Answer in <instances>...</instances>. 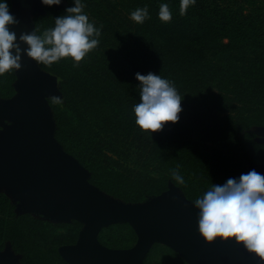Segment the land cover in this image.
Here are the masks:
<instances>
[{
  "label": "rangeland",
  "instance_id": "1",
  "mask_svg": "<svg viewBox=\"0 0 264 264\" xmlns=\"http://www.w3.org/2000/svg\"><path fill=\"white\" fill-rule=\"evenodd\" d=\"M83 2L89 20L100 28V36L98 46L78 62V67L87 77L96 78L98 84L103 85L94 75L96 72L93 68H101L100 74L108 79H112L119 70L125 72V69H130L125 59L129 53L128 37L132 29L140 25L131 19L130 13L142 7V0ZM8 3L11 9L13 0H8ZM69 6L70 0H61L59 5L50 7L42 5V10L33 15L35 32L40 34L53 27L55 17L63 15ZM254 51L264 58L261 47ZM116 61L117 67L114 66ZM36 63L56 76L55 67L62 66L66 77L72 76L69 68L73 61L70 57L51 65ZM9 76V72L0 74V87L8 83ZM11 78L12 93L0 97H10L16 93L14 71ZM66 84L67 95L71 99H64L62 94V103L58 104L54 102L56 96L48 98L55 123L54 135L62 148L88 170L89 181L113 198L142 203L174 184L184 196L194 201L213 183L222 184L230 177H238L250 171L252 165H264V142L257 131L264 126V120L260 125H230L228 110L233 109L232 104H227L230 103L225 98L228 95L219 91L206 89L198 98L190 94L181 95L179 120L175 123L165 122L161 130L151 133L141 130L135 120L126 115L134 126L128 128L129 134H125L114 130L119 124L101 121L107 116L103 106L95 103L94 96L83 94L72 81ZM58 87L61 89L60 78ZM139 93L140 88L135 87L130 95L133 98L128 110L132 111V118L133 106L139 102ZM194 99L197 100L192 102ZM55 109L61 110L66 118L59 129L54 117ZM250 115L251 112L246 116L247 123L253 120ZM206 116L214 117L212 129L215 132H210ZM228 126L234 127L229 138ZM177 166L185 178L184 184H178L170 176V170ZM0 222L4 226L0 252H12L16 256V264H66L60 258L58 246L75 242L82 227L76 220L56 221L20 211L15 196L5 188H0ZM135 239L133 229L126 223L111 224L99 233L100 242L114 248L129 247ZM144 264L187 263L171 248L155 243L146 255Z\"/></svg>",
  "mask_w": 264,
  "mask_h": 264
},
{
  "label": "water",
  "instance_id": "2",
  "mask_svg": "<svg viewBox=\"0 0 264 264\" xmlns=\"http://www.w3.org/2000/svg\"><path fill=\"white\" fill-rule=\"evenodd\" d=\"M41 0H13L10 9L18 24L9 26L21 47V67L13 69L16 93L0 97V188L11 192L18 209L56 221L82 224L75 242L58 246L68 264H144L155 243L175 252L187 264H264L234 238L205 242L197 231L198 210L176 185L142 203L123 202L89 181L88 170L57 141L48 103L61 97L58 77L27 57L21 33L35 31L33 15ZM264 142V126L257 129ZM264 173V165H252ZM126 223L135 242L114 248L99 241L102 228ZM0 264H16V256L0 252Z\"/></svg>",
  "mask_w": 264,
  "mask_h": 264
},
{
  "label": "trees",
  "instance_id": "3",
  "mask_svg": "<svg viewBox=\"0 0 264 264\" xmlns=\"http://www.w3.org/2000/svg\"><path fill=\"white\" fill-rule=\"evenodd\" d=\"M161 3L169 5L170 21L158 17ZM145 5L149 18L134 27L128 37L129 53L125 59L130 69L119 70L108 79L100 74L101 68H93L94 75L103 83L99 85L96 78L87 77L80 67L71 65L70 78L62 66L55 67L64 99H71L65 86L72 81L79 91L94 96L95 103L103 106L107 117L101 118L102 122L119 124L114 130L129 134L128 128H133L134 122L126 119V115L135 120L128 110L133 98L130 95L135 87L139 88L135 73L153 72L172 81L180 95L198 98L206 89L228 95L227 104L233 108L228 110L230 125H260L264 120V58L254 50L261 47L264 57V0H195L183 15L179 11L180 0H142V7ZM117 64L116 61L114 66ZM8 72V83L0 87L1 96L12 93L13 70ZM54 112L59 129L66 118L61 110ZM250 112L253 120L247 123ZM206 121L213 132L214 117L206 116ZM234 127L228 126V138ZM3 228L0 222V239Z\"/></svg>",
  "mask_w": 264,
  "mask_h": 264
},
{
  "label": "clouds",
  "instance_id": "4",
  "mask_svg": "<svg viewBox=\"0 0 264 264\" xmlns=\"http://www.w3.org/2000/svg\"><path fill=\"white\" fill-rule=\"evenodd\" d=\"M71 6L63 15L55 17L54 26L37 34L21 33L19 41L27 45L23 52L36 62L51 65L70 57L73 67L99 44L100 28L89 20L83 0H70ZM61 0H41L44 6L59 5ZM195 0H180V14L186 13ZM150 14L147 5L130 13L137 23H143ZM158 17L170 21L172 12L167 3H161ZM10 11L8 0H0V74L21 67V47L10 30L18 24ZM139 82V102L133 106L136 125L149 133L161 130L165 122H177L182 111L183 97L174 83L159 73H135ZM54 102L62 103L60 97ZM170 176L178 184L185 178L177 168ZM193 205L198 210L197 231L205 242L217 237L231 238L250 253L264 260V173L252 169L238 177H230L222 184H212Z\"/></svg>",
  "mask_w": 264,
  "mask_h": 264
},
{
  "label": "flooded vegetation",
  "instance_id": "5",
  "mask_svg": "<svg viewBox=\"0 0 264 264\" xmlns=\"http://www.w3.org/2000/svg\"><path fill=\"white\" fill-rule=\"evenodd\" d=\"M19 0H16V2H18Z\"/></svg>",
  "mask_w": 264,
  "mask_h": 264
}]
</instances>
